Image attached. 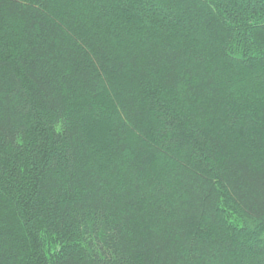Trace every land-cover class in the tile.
I'll use <instances>...</instances> for the list:
<instances>
[{"label": "trees", "instance_id": "16d2710c", "mask_svg": "<svg viewBox=\"0 0 264 264\" xmlns=\"http://www.w3.org/2000/svg\"><path fill=\"white\" fill-rule=\"evenodd\" d=\"M0 264H264V0H0Z\"/></svg>", "mask_w": 264, "mask_h": 264}]
</instances>
